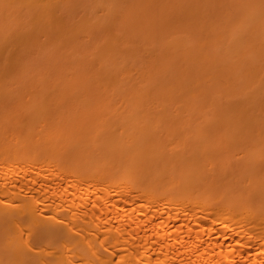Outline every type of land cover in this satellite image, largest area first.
<instances>
[{"label": "bare ground", "instance_id": "6f19581e", "mask_svg": "<svg viewBox=\"0 0 264 264\" xmlns=\"http://www.w3.org/2000/svg\"><path fill=\"white\" fill-rule=\"evenodd\" d=\"M0 264H264V0H0Z\"/></svg>", "mask_w": 264, "mask_h": 264}]
</instances>
